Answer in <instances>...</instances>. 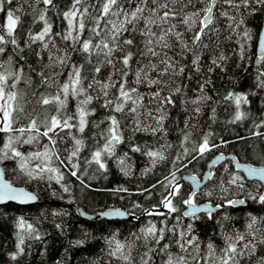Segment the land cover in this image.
<instances>
[{"label": "trees", "instance_id": "1", "mask_svg": "<svg viewBox=\"0 0 264 264\" xmlns=\"http://www.w3.org/2000/svg\"><path fill=\"white\" fill-rule=\"evenodd\" d=\"M106 2L4 0L0 75L22 105L12 130H0V165L41 200L0 206V264H222L228 255L229 264H264L263 185L231 160L196 193L181 181L201 177L219 153L264 166V2L116 0L105 14ZM8 12L18 18L12 36ZM53 119L67 125L47 133ZM187 200L220 208L188 217ZM75 204L131 218L89 220ZM229 244L236 253H226Z\"/></svg>", "mask_w": 264, "mask_h": 264}, {"label": "water", "instance_id": "2", "mask_svg": "<svg viewBox=\"0 0 264 264\" xmlns=\"http://www.w3.org/2000/svg\"><path fill=\"white\" fill-rule=\"evenodd\" d=\"M214 7V1L211 5V15L209 19H205L209 16L207 13L204 17V23L209 24L212 18V12ZM257 54L259 57H264V19L262 28L260 31L258 45H257ZM117 143V140H111L110 145ZM227 160H231L235 168L241 172L244 177L249 181H257L263 185L264 188V166H255L247 162H241L232 154L219 153L211 158L207 164V168L201 177H198L193 174H186L181 177V181L187 182L192 186V192L196 193L199 189L207 183L212 175V169ZM19 193H26L28 196L32 197L31 199L26 196L18 195ZM41 200L38 195L29 190L25 186L16 185L5 175V171L2 165H0V206L7 203H15L18 205H29L36 203ZM232 205H242L244 201L241 199L233 200ZM76 210L79 212L81 217L89 220H94L96 218L107 219V220H125L130 219V214L120 208H111L102 211H98L96 214L85 211L82 207L75 204ZM220 206L214 205L210 202H200L196 203L192 201V204H185L183 209V214L185 216L191 217L200 214H211L219 210ZM189 264H200V263H189Z\"/></svg>", "mask_w": 264, "mask_h": 264}, {"label": "snow or ice", "instance_id": "3", "mask_svg": "<svg viewBox=\"0 0 264 264\" xmlns=\"http://www.w3.org/2000/svg\"><path fill=\"white\" fill-rule=\"evenodd\" d=\"M43 2H44L45 4H51V3H52V0H43ZM229 2H231V0H229ZM245 2H247V0H245ZM260 2H264V0H260ZM3 3H4V0H0V10H2V5H3ZM76 3H77V4L80 3V0H76ZM115 4H116V0H107V2L104 4L103 12H104L105 14H107V13L110 11V7H111L112 5H115ZM142 11H143V9H141V8H137V9H136V12H142ZM206 11L209 13V16L206 17L205 19H209V18H210V15H211V11H212L211 7H209ZM65 15H66V17L69 18V23H70V25H71V23H72V21H71V17H74V16H75V11H73V12H69V13H66ZM167 15H168V14L165 13V16H167ZM17 19H18V18H17ZM17 19H14V18H13V14H12L11 12H8V13H7V34H8L9 36H12V35H13L14 29H15V26H16V23H17ZM41 19H43V16L41 17ZM132 19H133V20L136 19V13H133V14H132ZM128 22H131V21H128ZM50 27H51L50 25H48L47 27H45L44 31L41 32L38 36L33 37V39H34V40H43V39H44V36H45V33L49 32ZM79 27L82 29V28L84 27L83 23H81V24L79 25ZM69 35H71V33H69ZM3 43H5V38H4L3 35H0V44H3ZM11 43L15 45V44H16V39L13 38V39L11 40ZM126 43L131 44L132 41H131V40H128V41H126ZM83 48H84L85 51H87V50L89 49V44H88V43H84ZM2 51H3V48H0V52H2ZM124 63L127 64V63H128V59H125V60H124ZM97 71H98V69H97ZM75 77H76V78H75V80L72 81V83H73V84H78V83H79V72H78V71L75 72ZM5 82H6V77L3 76V75H0V100H5V96L7 95V101H13V100L15 99V94H14V93H8V94L5 93V88H4V83H5ZM68 91H69V85H68V84H65V85L63 86V93H64L65 95H67ZM73 93H74V94L76 93V89H75L74 87H73ZM54 99H59V97H55ZM235 99H236V103H237V105H239L240 100H241L242 98H241L240 96H237ZM49 102H50V101L47 100V99H45V100L43 101L44 104H48ZM245 102H246V100H245ZM6 103H7V102H6ZM82 103H87V100L83 101ZM61 104H63V102H61ZM10 109H11V104H7V107H6L5 105H0V112L3 113V117H4V119H5L6 121H8V123L4 124L3 128H0V130H3V131H11V130H12V129H11V119H10V116H11ZM117 110H119V109H117ZM84 116H85V113H84V111L81 110V111H80V125H81V131H83V126H84V123H85V121H84ZM240 118H241V114L238 113V115H237V119H240ZM52 124L59 126V121H57L56 119H53V120H52ZM65 124H66V122H65ZM112 124H113L114 126L117 124V122H116V120H115L114 118H113V120H112ZM32 126L35 127V122H34V121H33ZM114 130H115V129H113V131H114ZM20 131H23V129H20ZM45 135H47V133H45ZM112 139H113V140H118V139H119V136H118V135H113ZM77 143L79 144L80 142L77 141ZM207 150H209V148H208L207 138H205V141H204V143L201 145L199 151H200L201 154H203V152H205V151H207ZM17 155H19V153H17ZM99 155H100L99 153H96V156H97V157H98ZM149 155H151V156H155L156 153H149ZM162 158H163V157L161 156V159H162ZM100 167H104V165L101 164ZM174 175H175V174L173 173V176H174ZM177 190H178V189L174 188V192L177 191ZM18 195L26 196V197L29 198V199L32 198V197L28 196V194H26V193H19ZM261 199L264 200V197H262ZM165 203H166V206L169 207L170 210H172V211L175 210V209L172 207L170 200L166 201ZM185 203H188L189 205H191V204H192V201H191V200H187V201H185ZM149 231H150V232H151V231H154V229H149ZM239 239H242V237H240ZM209 247H211V246H209ZM225 251H226V253H236V247H235L234 244H229L228 249H226ZM13 258L15 259V257H13ZM232 258H233V257H232L231 255H228V257H227L226 259H223V260H222V264H229V260H231Z\"/></svg>", "mask_w": 264, "mask_h": 264}, {"label": "rangeland", "instance_id": "4", "mask_svg": "<svg viewBox=\"0 0 264 264\" xmlns=\"http://www.w3.org/2000/svg\"><path fill=\"white\" fill-rule=\"evenodd\" d=\"M7 98L5 97V100H1L0 101V105H5L6 107H7V104H11V109H10V112H11V116H10V119H11V124H14V123H16L15 122V120H13V115H12V112L13 111H17L18 110V108H21V105H22V103L20 102V100H16V102H13L12 103V101L11 102H7ZM13 104V105H12ZM12 110V111H11ZM57 121H59V126H57V125H54V124H52V121H50L49 122V125H47L48 126V131H47V133H52V132H54V131H56L57 129H59V128H61V127H64V126H66L67 125V122L66 121H64V122H61L60 120H57ZM18 122H19V120H18ZM65 122H66V124H65ZM0 123L1 124H6V123H8V121H6L5 119H4V117H3V113L2 112H0ZM35 156H32V155H28L27 156V158H34ZM27 160V159H26ZM26 162V161H25Z\"/></svg>", "mask_w": 264, "mask_h": 264}]
</instances>
